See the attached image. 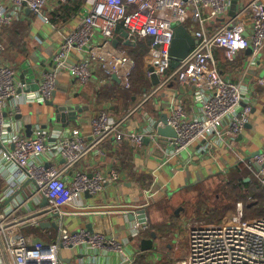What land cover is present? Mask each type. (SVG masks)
<instances>
[{"label": "built area", "instance_id": "1", "mask_svg": "<svg viewBox=\"0 0 264 264\" xmlns=\"http://www.w3.org/2000/svg\"><path fill=\"white\" fill-rule=\"evenodd\" d=\"M49 0H0V27L11 24L28 8L41 15ZM66 1V0H62ZM89 8L79 24L63 35L62 42L49 59L39 88L23 92L25 84L12 64H0V142L5 149L0 152V177L3 179L1 201L8 205L0 209V264H60L63 248L89 245L91 247H117L100 232L87 229L69 230L61 223L55 239L45 241L25 234L20 229V216L25 210L35 213L46 197L49 204L47 216L57 218L62 206L72 204L81 193L96 194L102 191L105 176L100 172H86L76 165L93 149L101 146L110 137L122 133L125 121L145 102L155 96L172 79L191 82L197 88L201 100V113L190 116L183 105L176 104L168 119L175 137H167L166 153L178 155L194 142L201 139L221 142L224 135L234 139L248 122L252 106L239 109L244 94L239 83L224 77L217 65L215 50L224 49L229 61L235 60L239 51L253 46L255 51L264 46V0H248L229 17L209 28L207 19L226 16L230 11V0H86ZM208 10V11H207ZM207 11V12H206ZM210 14H209V13ZM47 18V17H45ZM193 18L199 23L194 31L197 43L177 67L171 66V46L175 37V22L186 24ZM119 26L127 30L126 40L136 44L142 38H150L148 51L149 74L160 76L158 84L145 89L139 104L121 118H114L107 110H99L92 117V137L84 141L61 133L54 128H40L32 136L22 132H8L10 100L14 104L10 113H18L21 93L30 102L50 100L54 94L58 73L71 52L77 51L83 58L71 66V73L79 85L88 83L94 66L100 65L107 77L117 75L120 84L131 87L135 60L127 50L112 44ZM100 37L94 42V38ZM5 46L0 42V54ZM153 68L150 69V68ZM229 123L225 130L224 120ZM163 125V123H161ZM164 126V125H163ZM153 129L145 128L132 132L130 137L142 145L145 137L154 135ZM11 145L12 148H8ZM50 151L52 158L62 157L65 161L58 167L45 164L39 158ZM259 164L255 171L261 186H264V153L252 157ZM73 169L70 178L67 173ZM33 180L34 189L23 192L24 179ZM116 176V172H113ZM33 211V212H32ZM37 213V212H36ZM62 217V215H61ZM39 224V220H34ZM136 226L147 228V222ZM188 252L176 264H264V215L247 217L245 204L238 202L236 212L221 222L204 218H192L186 225ZM135 233H137L135 231ZM127 259L123 264H131Z\"/></svg>", "mask_w": 264, "mask_h": 264}, {"label": "crops", "instance_id": "2", "mask_svg": "<svg viewBox=\"0 0 264 264\" xmlns=\"http://www.w3.org/2000/svg\"><path fill=\"white\" fill-rule=\"evenodd\" d=\"M247 1L230 0L228 14L207 19L208 27L214 28ZM88 8L86 0H49L41 15L26 8L11 24L0 27V42L5 46L0 54V64L9 63L18 69V78L26 86L23 90L26 95L39 88L48 61L59 48L63 35L79 24ZM185 26L194 35L199 23L190 18ZM124 32V28L119 26L112 44L127 50L137 67L135 48L145 39L151 43V39L142 38L136 44H128ZM99 40L100 37L96 36L93 41ZM149 48L150 45L141 56L142 73L136 76L130 88L123 87L113 77H107L98 64L94 66L88 83L77 84L71 66L82 59L83 55L77 51L71 52L59 70L56 88L50 98L53 104L30 102L21 93L23 98L18 100V113H10L14 100H10L6 107L9 110L5 114L9 121L7 131L22 132L29 136L26 124L31 123L32 135L38 127L54 128L65 135L90 141L92 117L97 111L107 110L114 118H121L140 103L145 89L154 86L152 75L148 72ZM215 55L221 74L242 87L244 101L239 109L247 104L252 106L248 122L232 145V137L224 135L221 142L210 141L211 138L201 139L178 155L169 156L166 153L169 144L163 146L158 143L154 125L164 116L170 117L176 104L183 105L190 116L200 114L202 106L196 95V86L191 82L181 83L174 78L130 115L122 133L110 137L76 165V168L89 173L100 171L105 176L102 191L89 195L81 193L72 204L62 208V217H48L46 213L35 215L44 209L42 205L35 213L25 210L20 216V229L34 238L51 241L57 237L59 227H41L40 223H34V220H51L72 231L83 228L90 232H100L118 246L81 245L63 248L60 251V264H123L127 259L132 261L131 264H176L188 252L186 225L190 219L204 218L221 222L229 218L233 213L223 216L220 208L213 207L210 211L205 201L199 198L195 201V195L198 197V194L192 189L202 182L214 183L223 174L226 177L231 172L241 174L240 178H245V181H252L253 176L261 186L255 174L260 165L253 163L250 166V163L253 154L264 153V46L257 51L249 46L239 51L233 61L227 59L222 47L216 48ZM66 105L72 106V109L63 111L66 117L57 115L54 110ZM228 123L229 120L225 119V130ZM145 128L153 129L154 135L146 136L143 144L138 145L130 134ZM147 138L149 142H146ZM39 159L45 164L51 163L58 167L65 161L58 155L52 158L50 151H46ZM244 170H247L246 174ZM113 172H116V176ZM67 175L71 178L73 169ZM24 178L23 175L19 176V179ZM3 183L0 177V198ZM34 186L33 180L26 178L22 184V194L13 200L32 192ZM8 204V201L0 200V209ZM141 206L146 208L145 222L148 227L136 230V226L141 227L142 223L137 218L139 211L136 210Z\"/></svg>", "mask_w": 264, "mask_h": 264}, {"label": "water", "instance_id": "3", "mask_svg": "<svg viewBox=\"0 0 264 264\" xmlns=\"http://www.w3.org/2000/svg\"><path fill=\"white\" fill-rule=\"evenodd\" d=\"M124 35L126 37H128V32L127 30H125ZM127 43H131L129 40L127 41ZM197 43V39L195 38V36L188 30V28L185 26V24L179 23V22H175V37L171 46V50H170V54H171V66L172 67H177L180 63V61L182 59H184L190 52V50L192 49V47ZM150 69L153 70V68L151 67ZM23 77V76H22ZM113 78H115L116 80L119 81V78L117 75H113ZM160 81V76L156 73L152 74V83L154 85L158 84ZM41 104H53V102L51 100H46L43 102H39ZM72 106H63L61 108H57L54 111L56 112L57 115H60L64 117H66L67 114H63V111H66L68 109H72ZM61 116H57L60 117ZM54 118H52L53 120ZM168 119L169 116H164L162 119H160V121H158L155 125H154V129L157 130L158 133V143L162 144L163 146L167 144V137H175L176 131L175 129L168 124ZM163 123V125L161 124ZM26 133L27 135L31 136L33 133V125L31 123L26 124ZM146 142H149V138H147ZM4 147L3 144L0 142V148ZM256 154H259V152L255 153L252 155V157ZM161 156V155H160ZM260 168V167H259ZM203 176V174H202ZM86 194L89 195V192H85ZM49 204V201L46 197L43 198V202H42V206L44 207V209L40 212H37L35 215L39 216L42 214H45L49 211V208H46ZM68 205H63L62 208L67 207ZM137 211H139V214L137 216V218L139 219L140 222H145L147 221V216H146V208H144V206H141L140 208L136 209ZM132 213V217H133V212ZM41 227H46V226H54L55 228H58V224L56 223V221H41L40 222ZM91 227V226H90ZM93 231V228L91 229ZM154 236H156L154 234ZM146 243V241L144 242V244Z\"/></svg>", "mask_w": 264, "mask_h": 264}, {"label": "rangeland", "instance_id": "4", "mask_svg": "<svg viewBox=\"0 0 264 264\" xmlns=\"http://www.w3.org/2000/svg\"><path fill=\"white\" fill-rule=\"evenodd\" d=\"M142 62L143 58H140L141 65H143ZM137 65H139L138 62L136 63V66ZM183 155L186 156V153H183ZM246 172L247 171L244 170L245 174ZM224 175L225 174H223V176H221V178H219V180L214 183L206 184L205 182H202L201 184L199 183L195 185L192 189L195 194H198V197L197 195H195V201L198 200V198L200 201H205L207 208H209L210 211L213 210V207L220 208L223 216L235 213L238 202H243L245 204V215H247L248 217L263 214L261 210L257 211L256 208H252L251 204L252 202H254V199L252 197L249 196L247 201H245V196L243 195L245 193V190H243V186L241 185L239 180L241 174H235L234 172H231L226 177H224ZM183 178L180 177L181 180H183ZM251 179L253 183H257L256 179L253 176H251ZM179 182L181 183V181H178V183ZM251 189L255 190L256 192L260 191V188L256 189L255 186L251 187ZM248 204L250 208H248ZM177 235H179L178 232ZM184 245L186 247V244ZM185 255L186 254L181 257H184Z\"/></svg>", "mask_w": 264, "mask_h": 264}, {"label": "trees", "instance_id": "5", "mask_svg": "<svg viewBox=\"0 0 264 264\" xmlns=\"http://www.w3.org/2000/svg\"><path fill=\"white\" fill-rule=\"evenodd\" d=\"M150 45V40L149 39H145L141 42H139L135 48V51L137 53L136 57V62L139 63V65H137V67L135 68V72L132 74V78H131V82L134 83V79L137 77H139L140 73H142L141 71V63H140V58L141 56H143V54L145 52H147L148 47ZM141 66V67H140ZM133 79V81H132ZM141 81V80H140ZM247 171V170H246ZM241 185L243 186V190H247V193L245 192L243 195L245 196V201H247L249 196H252V198L254 199V202H252L251 206L252 208H256L257 211H260L263 213L261 215H264V187H261L259 184L257 183H253V181H245V178H239ZM251 185L255 186L256 189L260 188V191L256 192L255 190L251 189ZM252 190V191H251ZM254 191V192H253ZM248 208H250L249 204H248ZM258 215V216H261ZM248 217V216H247ZM254 217V216H253ZM208 221H212L210 219H207ZM215 222V221H212Z\"/></svg>", "mask_w": 264, "mask_h": 264}]
</instances>
